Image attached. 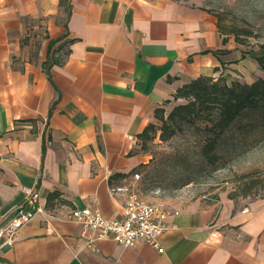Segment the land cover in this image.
Masks as SVG:
<instances>
[{
    "label": "crops",
    "instance_id": "0c3cea01",
    "mask_svg": "<svg viewBox=\"0 0 264 264\" xmlns=\"http://www.w3.org/2000/svg\"><path fill=\"white\" fill-rule=\"evenodd\" d=\"M216 22L176 0H0V222L24 188L40 208L0 243V264H264V199L153 202L170 210L159 249L101 239L91 251L69 219L85 207L119 216L109 185L149 159L128 137L178 89L259 76V55Z\"/></svg>",
    "mask_w": 264,
    "mask_h": 264
},
{
    "label": "rangeland",
    "instance_id": "374dc122",
    "mask_svg": "<svg viewBox=\"0 0 264 264\" xmlns=\"http://www.w3.org/2000/svg\"><path fill=\"white\" fill-rule=\"evenodd\" d=\"M176 1L209 11L223 33L233 39L237 36L245 51L260 55L259 46L264 44V0ZM258 77H263L261 71L254 80ZM185 103L182 98L175 101ZM216 112L213 106L171 124L174 133L165 141L159 138L161 124L157 122L158 129L145 148L139 143L149 157L139 170L141 187L148 200L174 207L198 199H264V108L244 110L218 134L215 146L210 149L208 145L215 131L206 128L204 122L215 118ZM155 188H159L157 194L152 193Z\"/></svg>",
    "mask_w": 264,
    "mask_h": 264
},
{
    "label": "built area",
    "instance_id": "2783aa9c",
    "mask_svg": "<svg viewBox=\"0 0 264 264\" xmlns=\"http://www.w3.org/2000/svg\"><path fill=\"white\" fill-rule=\"evenodd\" d=\"M128 138L140 143L132 136ZM108 190L111 197L120 201L121 212L118 217L106 218L97 208L88 207L74 208L69 214L70 221L79 227L80 238L86 247L95 251V241L110 239L121 247H133L143 241L159 249L158 238L167 229L165 220L170 210L144 197L140 174L136 172L125 177L120 184H110ZM158 192L159 188L152 191L153 194ZM23 193L22 201L16 207L18 212L0 228L2 246H12L16 232L40 210L38 191L24 188Z\"/></svg>",
    "mask_w": 264,
    "mask_h": 264
},
{
    "label": "trees",
    "instance_id": "16d2710c",
    "mask_svg": "<svg viewBox=\"0 0 264 264\" xmlns=\"http://www.w3.org/2000/svg\"><path fill=\"white\" fill-rule=\"evenodd\" d=\"M220 29V24L216 22ZM237 43L239 38L234 37ZM260 55L255 58L258 69L263 77H258L251 83H241L237 80L227 84L224 78L213 79L200 76L178 89L173 97L174 100L185 99V104H175L165 116V111L158 108L154 111L156 122L159 127V138L167 140L174 133L171 124L192 118L194 114L208 111L213 106L217 112L215 118L207 119L204 126L215 131V137L208 145L212 149L216 144L218 134L227 129L246 109L264 108V44L259 46ZM50 63L45 62L44 67L48 71ZM208 124H211L208 126ZM156 124H148L139 135L141 148H145L147 141L151 140L157 131Z\"/></svg>",
    "mask_w": 264,
    "mask_h": 264
},
{
    "label": "water",
    "instance_id": "95a60500",
    "mask_svg": "<svg viewBox=\"0 0 264 264\" xmlns=\"http://www.w3.org/2000/svg\"><path fill=\"white\" fill-rule=\"evenodd\" d=\"M18 212V208H15L13 211H11L4 219L0 222V228L6 224L16 213Z\"/></svg>",
    "mask_w": 264,
    "mask_h": 264
}]
</instances>
